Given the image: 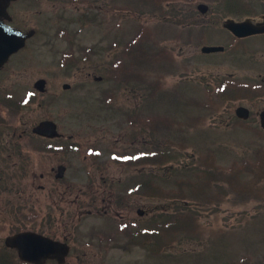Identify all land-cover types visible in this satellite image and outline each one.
<instances>
[{"label": "rangeland", "instance_id": "obj_1", "mask_svg": "<svg viewBox=\"0 0 264 264\" xmlns=\"http://www.w3.org/2000/svg\"><path fill=\"white\" fill-rule=\"evenodd\" d=\"M149 2L152 4L151 0H110L103 12L106 14L100 15L101 21H106L105 25H89L84 31L82 29V32L77 31L78 27L74 29L78 36L82 37L80 40L85 46L96 45L94 43L102 41L104 50L109 49L106 59L111 64L114 60L122 58L123 47L137 34L140 27H144L149 33L148 37H155V41L161 42L160 47L174 52L175 65L179 69H169L167 64L171 67V60H158L160 67H157V70H154L153 66L151 69L141 70L144 76H151L152 70L153 73H159L157 76L160 80L156 81V86L160 100L156 104L147 96L141 98L143 91L137 92L138 87L122 88L109 80L93 83L88 103H78V110H88L98 115L95 121L99 131L98 137H107L106 147L111 154L115 151L119 154L136 152L142 149V146L152 150L171 151V157L163 159L160 164H147L140 168L136 166V171L133 169L135 166H128L124 171V189L128 190L138 184V194L127 198V214L124 220L138 221V245L127 243L134 238L128 231L130 236L124 237L127 250L121 255V260L106 261V264H264V168L259 170L255 164L256 151L264 150V134L258 133V129L246 127H257L253 122L236 125L234 112L238 104L230 100L232 95L219 97L215 109L210 111H193L179 105H184V99L190 100L191 95L192 99L199 101L207 99L205 87L200 84L201 77L212 76L205 72L207 69L220 75H225V72L245 74L243 67H231L233 62L229 55L215 54L203 57L200 47L196 45L199 44V37L204 36L206 45H227L228 39L225 37L231 35L224 30L223 22L233 15L237 20L247 16L260 19L261 14H264V0H161L160 4L159 0H153L154 5ZM201 2L212 6L213 11L205 16L201 15L199 20L191 18L190 24L185 23L183 17L188 15L189 4L191 3V7L195 5L196 8ZM158 8L161 11H158ZM242 8L245 10L240 15L238 10ZM195 23L200 27H187ZM188 29L193 30L191 36ZM189 37L192 46L188 44ZM84 39L91 41L85 42ZM114 42L120 43L116 46L119 47L117 51L112 47ZM190 55L191 62H187ZM136 64L138 66V60ZM128 65L132 64L126 58V67H129ZM218 65L221 67H217ZM250 66L253 68L254 64ZM186 67L189 68L190 75L185 72ZM106 74V70H99L97 73L102 76ZM191 78H194L197 84L188 86L184 94V82ZM124 85L126 83L122 82V86ZM112 90L116 91V99L108 105L105 98ZM177 90L181 91V94L175 93ZM163 94H174L173 98L177 103L172 102L168 96L163 97ZM247 97L239 95L238 99H243L246 103L244 100ZM155 98L156 93L152 100ZM135 114H138V126H129L128 116ZM82 116L79 118L78 130L86 132L88 128L85 120L89 116L87 112ZM193 117L202 119L201 127L191 137L192 143L188 147L184 144L183 134H177L178 125L169 127L159 123V120L173 119L177 123L190 122L193 125L195 122L189 120ZM154 118L158 120L148 123ZM197 125L198 123L194 126ZM84 135L82 133L81 137ZM121 135H124L122 141L126 144L123 145L125 148L122 144L117 145V149L113 148L112 142ZM135 136H138V142L130 146ZM202 158L206 160L201 161ZM174 180H180V183ZM189 180L192 184H184ZM140 183L143 184L142 187ZM118 184L117 181L115 185ZM86 185L84 179L79 181V187ZM192 187L193 191H190ZM177 192L178 194H175ZM240 193H262L263 200L249 199ZM32 194L37 197L41 193ZM139 210H143L142 216L138 214ZM36 211L38 210L35 209L34 212ZM177 214H184L190 217V220L181 221V224L175 223L173 228L177 229L169 228L164 231L163 228L161 234L152 233L157 228V222L174 221ZM25 221L27 222V219ZM91 222L101 223L105 222V219L93 218ZM186 224H189L190 229L182 226ZM7 229L9 228L0 232L3 239L8 235ZM197 238L199 239L193 240ZM154 242L162 244L156 245L159 252L151 249ZM248 257V262L241 263Z\"/></svg>", "mask_w": 264, "mask_h": 264}, {"label": "flooded vegetation", "instance_id": "obj_2", "mask_svg": "<svg viewBox=\"0 0 264 264\" xmlns=\"http://www.w3.org/2000/svg\"><path fill=\"white\" fill-rule=\"evenodd\" d=\"M108 2L17 0L8 9L11 20L1 18L22 32L33 34L0 67V224H6L8 234L34 231L55 243L47 252L50 256L45 264L120 261L127 250L124 237L130 234L134 238L127 243L138 245V233L132 229V224L138 221H124L127 198L138 193H126L123 186V174L128 167L124 157L130 156L138 166V151L111 154L106 147L107 137H98L95 126L98 115L77 109L79 102L86 105L90 100L91 85L104 81L97 76L99 70L111 67L106 59L109 49L104 50L102 41L85 46L77 31L82 32L93 24L105 25L100 15ZM195 13V5H189L185 21H190ZM253 19L264 22V14ZM75 27L79 30L74 31ZM230 35L225 37L228 39L225 51L218 54L229 55L231 67L241 66L245 74L220 75L207 69L205 72L212 76L201 77L200 83L217 87L226 78L232 79L224 81L235 86L230 89L235 92L230 100L236 101L237 108L243 106L249 110V119L244 121L236 118V108L235 123L253 122L260 127V115L264 111V34L241 39ZM188 42L193 45L191 37ZM210 55L215 54L201 56ZM190 59L191 55L187 62ZM250 64H254L253 68ZM185 72L190 75L188 67ZM191 79L184 82V94L192 84ZM237 85L243 90L239 91ZM246 90L250 94L244 103L238 96L241 93L246 96ZM109 95L107 99L114 97ZM86 112L88 130L81 132L79 118ZM185 124L177 130L188 147L192 126L189 122ZM38 128L41 133H37ZM123 137L112 142L113 148L121 144L125 148ZM136 142L138 136L130 146ZM133 169L136 171V166ZM82 179L87 182L85 187H79ZM32 193L41 194L35 197ZM35 209L38 211L34 212ZM28 212L38 213L35 221L26 222L25 216L21 220H8L9 215L16 219V213ZM93 218H104L105 222H91ZM101 224L104 226L100 227ZM2 243L0 237V251ZM8 250L19 259L15 250Z\"/></svg>", "mask_w": 264, "mask_h": 264}, {"label": "trees", "instance_id": "obj_3", "mask_svg": "<svg viewBox=\"0 0 264 264\" xmlns=\"http://www.w3.org/2000/svg\"><path fill=\"white\" fill-rule=\"evenodd\" d=\"M223 2H226V0H223ZM159 46H160V42L155 41V37H133L130 40V42L127 43L125 47L124 55H126V57L128 58L129 62L132 65H128L129 67H126V70L125 69L121 70L122 76L119 74V79L125 80L126 83L125 86L127 88L135 87V89H137L138 87L137 92L143 91V94H150L156 92L157 90L156 81H159L160 79L157 76L159 73H153V72L154 70L158 69L157 67H160V65L157 62H159L158 60H161L162 56L161 53L153 54V52ZM137 60H138V66L136 64ZM152 66L155 67V69L151 71V76H144L141 74L142 69L144 68L151 69ZM151 152L152 151H150L147 154H144L142 159L138 161V168H140V166H147V164L157 165L161 163L160 161L161 159H159L161 155L158 152L156 153V151H153L155 154H151ZM263 153L264 151H261L259 153L257 152V158L260 157L259 159L260 163L258 165L259 170L264 168ZM261 181L262 178L260 179V182ZM240 194H242V196H245L249 199L253 198L255 200H259V199L263 200L262 193H255V194L251 193L254 194L252 196L251 194L249 195L248 193H240ZM0 264H21V263L17 258H15L13 252L9 251L6 248H3L0 251Z\"/></svg>", "mask_w": 264, "mask_h": 264}, {"label": "water", "instance_id": "obj_4", "mask_svg": "<svg viewBox=\"0 0 264 264\" xmlns=\"http://www.w3.org/2000/svg\"><path fill=\"white\" fill-rule=\"evenodd\" d=\"M15 0H0V50L5 47L10 46H3L9 45V42H6L4 39L10 35H18L22 37V44L25 41L27 35H23L19 30L12 29L9 26L5 25L3 21H1V17H7V9L10 3ZM200 10L205 13L207 12L208 8L206 6H200ZM224 27L238 36H247L250 34L255 33H264V28H258L257 26L252 25L250 22H235L233 20H228L225 22ZM222 47H204V53H212V52H219L222 51ZM4 61H0V66ZM237 115L240 118L247 119L249 114L248 110L245 108H239L237 110ZM261 124L264 128V112L261 114ZM37 133H41V129L38 128ZM6 245L11 248H15L18 250L20 257L27 262H31L34 264H44L47 257L50 256L49 252L51 249L50 247H46L48 245L47 240L44 239L42 236H39L32 232L21 233L6 239Z\"/></svg>", "mask_w": 264, "mask_h": 264}]
</instances>
